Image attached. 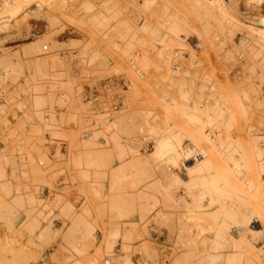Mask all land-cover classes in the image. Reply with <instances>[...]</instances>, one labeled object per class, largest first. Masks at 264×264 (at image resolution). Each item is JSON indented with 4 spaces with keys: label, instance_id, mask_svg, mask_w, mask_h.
<instances>
[{
    "label": "rangeland",
    "instance_id": "rangeland-1",
    "mask_svg": "<svg viewBox=\"0 0 264 264\" xmlns=\"http://www.w3.org/2000/svg\"><path fill=\"white\" fill-rule=\"evenodd\" d=\"M13 1L20 3L18 12L0 19V164L6 175L0 179V264H142L145 248L155 264H180L182 257L187 260L181 264H215L209 257L216 244L212 229L219 227L213 215L231 199L205 182L215 174L220 184L231 179L237 165L225 152L240 157L256 149L225 146L215 152L211 169L196 176L185 163L157 152L161 141L174 137L187 150L199 126L193 108L216 101L224 109L208 112L205 121L232 119L230 127L245 143L264 135V0H187L183 6L186 0H175L190 27L186 39L171 42L165 36L173 5L165 12L157 1L88 0L95 8L80 11L86 0H57L56 6L44 0L41 7L38 0ZM186 6L193 14L182 10ZM97 12L107 19H96ZM204 16L230 32L205 27ZM131 32L137 38L131 40ZM241 33H251L246 44ZM34 39L40 50L24 51ZM139 49L145 55L141 68ZM40 97L45 101L36 103ZM120 113L126 115L121 123ZM51 116L47 131L19 125L28 120L43 126ZM89 141L96 146L85 147ZM35 144L50 159L42 174L28 180L22 172ZM95 150L103 154L92 159L88 151ZM26 185L42 201L29 204ZM42 222L52 230L39 239ZM258 223L250 221L252 227ZM222 229L239 243V264L248 261L249 241L261 246L248 225L240 231L227 222Z\"/></svg>",
    "mask_w": 264,
    "mask_h": 264
},
{
    "label": "bare ground",
    "instance_id": "bare-ground-1",
    "mask_svg": "<svg viewBox=\"0 0 264 264\" xmlns=\"http://www.w3.org/2000/svg\"><path fill=\"white\" fill-rule=\"evenodd\" d=\"M50 1L54 2L55 6H56L55 2L57 0H50ZM149 1H157L160 4V6L163 7V10L165 12H168V10L172 7V5H173V8L175 7V5H177V3H175V5H174L175 0H145L146 3H148ZM193 1H195V0H193ZM43 2H44V0H38L37 1L38 7H41L43 5L42 4ZM187 2H189V1L186 0L184 2L186 4H182V6L187 5ZM219 2H220V0H219ZM233 2H231L232 7L231 6L230 7L234 9L235 6H234ZM0 3H1V5H0V19H2V20L3 19H9L10 16L13 17L18 12V10L20 9L19 8L20 3H18L17 1L0 0ZM202 3L206 4L207 2H205V3L202 2ZM54 4L52 5V7H55ZM190 4H192V3H190ZM192 5L194 6V4H192ZM206 5H210V4H206ZM200 6H201L200 9L203 8L202 7L203 5H201V3H200ZM210 6H213V5L211 4ZM94 8H95V5L92 4L90 1L86 0L80 5L79 9H80V11H91ZM173 8H172V10H173ZM194 8L196 9L195 14H197V10H199V9H197L198 6L195 5ZM194 8H192V6H189L187 8H182V10L186 11V9H189L188 11H186V13L190 12L191 14H193L194 10H192V9H194ZM215 9H217V8L215 7ZM203 10L204 9L200 10L199 12L202 13L201 11H203ZM218 11H220V10H218ZM218 11H215V12H218ZM231 11H233V10H231ZM159 12H161V11H159ZM203 12L206 13L205 14L206 16H209V13H207V11H203ZM213 12H212V14L214 16ZM169 13H171V12H169ZM98 14L100 17L103 16L101 14V12H97L94 14V16L96 15L95 16L96 19L97 18L100 19ZM159 14H161V13H159ZM164 14H166V13H164ZM184 15H186V14H184ZM197 15H199V13ZM202 15H204V14H202ZM179 17H180L179 13L177 12L176 8H174V10L171 14V18H169L171 20H168V25L166 28L168 31H167V34L165 36V39H168L169 42L177 41L175 38L186 39L184 37V35L187 34L186 32H188L187 30L190 27V19H187L186 17H183V18H179ZM217 17H219V16H217ZM209 18H211V17H209ZM102 19H107V18H106V16H103ZM207 20H208V22L206 21V17H205L203 20H200V22L206 23L205 27H209L211 29H215L216 27H219L220 31H222L225 34L230 32V31H228V29H230V28H228V26L226 27L227 24L224 25V23L223 24L220 23V21L218 19L212 18L211 20L210 19H207ZM164 21H165V18H163V23H164ZM228 22H233V21L228 19ZM231 25H233V24H231ZM229 27H231V26H229ZM242 29H245V28H242ZM212 31L213 30H211V32ZM216 31H217V28H216ZM220 31H218V32H220ZM248 31H249V29H248ZM248 31H241V32L248 33ZM160 32L162 34V31H160ZM131 33H133V32H131ZM137 33L138 32L133 33L134 35L131 37V40H132V38L133 39L137 38L136 37ZM189 33H190V31H189ZM213 33H215V32L213 31ZM250 34H248L249 37H252V36H250ZM232 35L234 36V33ZM241 36H242L241 38H243V34ZM245 36L246 37H244L242 39L243 41L241 40V44H242V42L246 44L247 42L250 41V38L247 35H245ZM138 37L140 38V36H138ZM224 37H225L224 39L230 41L229 38L227 37V35ZM232 41H231V43H232ZM220 42H222V41H220ZM128 43H130V42H128ZM138 43H140V45L141 44L144 45V42L141 41L140 39L138 40ZM134 44L135 43H133V41H132L131 45H134ZM41 46L42 45L40 44V42L38 40L34 39L30 43H28L27 45H24L23 49H24V51H30L31 52V51H35V49H37V48H38L37 50H40L39 47H41ZM45 50H46V48H45ZM140 50L141 49H139V51H137V56H135L136 60H138V63L140 64L139 68H141L140 66L145 62V55L143 54V56H142ZM125 52H127V51H125ZM138 63L135 62L136 65H138ZM140 70H142V69H140ZM142 72H144V70ZM127 88H128V86L126 84L125 89H127ZM41 98L42 97H40V99L38 98L40 101L37 102L38 101V99H37L36 103L40 104L42 101H45L44 98H43L44 100H41ZM73 98H75V97H73ZM75 100H77V98H75ZM218 104H219V101H216L214 104L209 103V104L205 105L204 107L203 106H196L193 108V112L191 113V117H192V120L195 124L199 123V126H197L196 129L194 130V133L192 135H190V139H189L190 143L188 144L187 150L182 148L181 144L179 143L180 139L178 137H174V138H171L169 140L160 142V147H159V150L157 152V155L163 156L165 154H169V156L172 157L175 162H183L187 166H189L190 167V170H189L190 175L196 176V175H201L203 173V171H205V170L211 169V167L213 165L212 161L214 160L215 152L223 150L225 148V146H232V147H236L237 149L238 148L244 149L245 146H250V145L254 146L253 148H255L256 150H255V154H253V155L246 154L244 156L242 155V156L238 157L231 150L225 152V155H224L225 158L227 160L234 161L237 165V167L233 170L232 177L229 181H225L223 184H220V182L223 179H222L220 174H215L213 176V179L211 182H209V183L205 182L206 185L210 189L220 190L223 193L227 194L229 196V198L231 199L230 205L226 206L227 209L225 211H218L213 215V219L218 224L219 227L212 229L213 239H214L216 244L214 245V249H215L214 252L210 253L209 257L211 258L212 262L215 264H217L223 260L225 261V264H239L238 261L241 259V252L239 251V243L237 242V239H235L234 237L227 236V234L222 229L224 227L225 223L229 222V223H232L233 225H235L238 228V230H240V231H243L245 229V226L248 225L249 229H251L253 231L251 233H253L254 238L259 240L261 243V246L258 247L257 245H255L249 241L250 250H249L248 261L246 264H264V135H254L252 138L253 140L251 141L252 143H250V142L245 143V142L241 141V139H239L238 135L230 127V125L232 123V119H227L226 121H223L222 124H219L221 121H219L218 123L214 122V120L212 118L205 121V118L203 116L207 115L208 112L213 111V112L220 113L224 109V108H220V105L218 106ZM120 105H121V103H120ZM122 105L127 107L126 106L127 105L126 100H123ZM120 114H122V113H120ZM119 116H120L119 119H116V120H119L118 122L121 123L122 122L121 120H124L126 115L122 114ZM47 119L45 121H48V122L47 123L44 122L45 125H43V126L31 125V124H29L28 120L24 121V122L22 121L19 125L22 126L24 124L23 126H25V128L31 127L30 131L39 132L41 128H44V130L47 131L52 127V123L55 120V116H53V117L51 116L49 120H47ZM207 127H209V128H207ZM212 133L215 134V138H213ZM56 134L57 133H54L53 135H56ZM106 135H107V133H106ZM106 135H105V137H106ZM258 140H261V142L263 144V146H262L263 148L261 146L259 147V145L257 143ZM102 141H103V143L108 144L107 139L104 138ZM84 145H85V147H91V146L94 147V146H96V142L95 141H89L88 143H85ZM102 154H103V151H100V150H95L92 152L88 151V155L92 159H97L99 156H102ZM27 157H28L29 162L26 165H24V167H26V169L22 173L25 176V178L29 180L30 176L36 177V176H39L40 174H42V172L44 171V167L48 164L50 157L47 154V149H42L37 144L34 145L33 153L32 154L29 153ZM189 159H191V161H192V163H190V164L186 163V160H189ZM78 160L79 161L81 160V156L78 157ZM243 165H245L247 167V169H245V170H247V172H245V176L242 178L243 180H241V178L238 175V171H239L240 167ZM5 177H6V175H5L4 166L2 164H0V179L5 178ZM24 188L27 190V193H28L26 200L29 202V204L36 203L37 199L42 201L41 198H39V196L37 195L38 191L36 188H34L30 185H26ZM10 189L8 188V191ZM5 190H7V189H5ZM13 201L16 202L17 198H13ZM252 219H255L256 221L259 222L256 227H252L250 225V221H252ZM51 230H52V228H51L50 224H48V223L44 224V222H42L40 224V232H39L38 238L39 239L44 238V236L46 234L50 233ZM181 243H180V245H181ZM183 244H187V240L183 241L181 246H183ZM182 253H180V254H182ZM190 254H193V253H190ZM186 255H188V254H186ZM178 257H179V255H178ZM182 258L185 259L187 257H182ZM183 259L182 260L179 259L180 264L183 262ZM185 260H187V259H185ZM151 263L155 264V257L148 248H145V257L143 258L142 264H151ZM105 264H132V262L129 259L121 260V261L111 259V260L107 261Z\"/></svg>",
    "mask_w": 264,
    "mask_h": 264
}]
</instances>
